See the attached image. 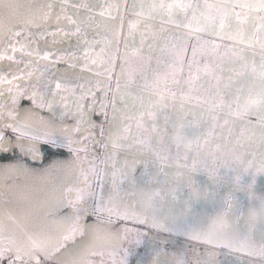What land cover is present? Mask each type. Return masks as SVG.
Listing matches in <instances>:
<instances>
[{"label": "snow or ice", "instance_id": "obj_1", "mask_svg": "<svg viewBox=\"0 0 264 264\" xmlns=\"http://www.w3.org/2000/svg\"><path fill=\"white\" fill-rule=\"evenodd\" d=\"M133 257L264 264V0H0V264Z\"/></svg>", "mask_w": 264, "mask_h": 264}, {"label": "flooded vegetation", "instance_id": "obj_2", "mask_svg": "<svg viewBox=\"0 0 264 264\" xmlns=\"http://www.w3.org/2000/svg\"><path fill=\"white\" fill-rule=\"evenodd\" d=\"M111 2H120V3H123V0H111ZM127 2H128L129 5H131V4L134 2V0H127ZM135 2H136L137 4H139V3H140V0H135ZM143 2H144V4L147 6V5H150V4L153 2V0H143ZM156 2L158 3L159 0H156ZM166 2H171V0H166ZM210 2H212V0H210ZM127 19H136V17H134V16H127V17H126V20H127ZM98 20L100 21V23H101L102 26H101V28H100V30H99V33H98V35L96 36V38L99 39V40H101L102 43H101L99 46H97V52H99V50H100L101 47H104L103 40H104V37H105L106 35L108 36L109 39H111V34L105 32L104 27H103V25H104L105 23H108L107 18H106V17H105V18H99V17H98ZM50 30H54V29H50ZM125 36H127V23H125L124 32H123V34H122V36H121V45H120V54H121V55H123V53H124V48H123V38H124ZM47 39L49 40V42H51V39H52V38H51V37H48ZM136 40H137V43H138V42H139V36L136 37ZM75 42H76V41H75V37L71 38L70 43L74 45ZM40 43H41V46H43V41H41ZM225 43H227V41H225ZM66 46H67V45H65V47H66ZM113 52H114V48H113ZM59 67H64V65L61 64V65H59ZM116 71L119 72V67H117ZM113 86H114V85H113ZM26 103H28V102H27V101H22V104H26ZM137 253H138L140 256H144L145 253H146V250H145L143 247H141V248L137 249ZM221 258H223V257H221ZM135 259H136V257H133V264H135Z\"/></svg>", "mask_w": 264, "mask_h": 264}]
</instances>
